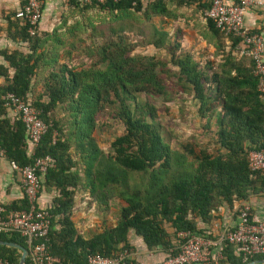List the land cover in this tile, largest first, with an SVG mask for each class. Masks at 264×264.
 <instances>
[{
    "label": "trees",
    "instance_id": "16d2710c",
    "mask_svg": "<svg viewBox=\"0 0 264 264\" xmlns=\"http://www.w3.org/2000/svg\"><path fill=\"white\" fill-rule=\"evenodd\" d=\"M209 1L198 2L195 8L202 14ZM193 3L106 0L100 5L82 4V8L97 7L107 18L101 19L98 36L92 29L101 43L87 48L91 63L79 69L57 63L51 50L61 43L56 29L29 36L16 18L6 16V37L19 50H0L4 62L0 65V149L4 159L19 168L44 155L53 160V166L39 175L38 195L42 190L56 192L46 209V246L54 262L84 264L93 253L128 252L129 230L147 249L158 246L165 254L168 248L173 253L176 232L210 239L197 219L206 222L222 204L230 208L234 201L264 192V173L246 167L249 150H264V105L250 60L232 53L238 38L224 39L204 19L200 36L213 47L215 59L200 64L181 49L179 28L168 33L153 22L157 18L178 21L183 15L177 10ZM146 46L161 49L164 56L133 52ZM39 81L40 90L31 97ZM8 93L36 107L47 126L30 154L21 122L3 106L2 97ZM175 94L191 96L206 125L213 119L214 154L204 148L195 153L189 144L181 152L162 140L147 99L160 96L167 101ZM104 115L122 126L106 154L91 136L94 128H101L96 120ZM78 189L85 190L96 206H105L112 198L122 202L115 223L86 238L80 236L70 219ZM2 207L26 209L25 197ZM0 241L27 252L24 240L15 233L0 234ZM223 253L227 258L229 251L224 248ZM18 257L17 249L0 245V258L17 264ZM23 264H30L27 255Z\"/></svg>",
    "mask_w": 264,
    "mask_h": 264
},
{
    "label": "built area",
    "instance_id": "2783aa9c",
    "mask_svg": "<svg viewBox=\"0 0 264 264\" xmlns=\"http://www.w3.org/2000/svg\"><path fill=\"white\" fill-rule=\"evenodd\" d=\"M106 0H81L82 4L100 5ZM40 0H22L15 12V18L25 27L27 34L36 33L40 18ZM254 4L253 0H210L209 6L202 13L204 19L212 22L213 27L222 34L224 39L229 36L238 38L234 45V53L250 60L252 74L257 77V90L264 89V62L262 59L261 37L257 33L248 32L243 27V12ZM258 4V3H257ZM4 108L17 115L27 137L28 153L37 145L46 130V124L39 118L36 107L24 103L22 100L6 94L2 97ZM4 159L0 149V160ZM12 171L19 173V184L22 195L26 200V209L5 211L0 204V234L15 233L27 245L26 255L30 264H59L54 262L47 252V233L49 229V214L47 210L37 204L40 190L39 175L53 166V160L48 155L32 160L31 164L18 167L12 161H7ZM246 167L249 171L264 173V150H249L246 154ZM235 226L224 232L212 242L189 231L175 233L174 246L167 249V254L159 261L145 262L133 260L128 252L122 250L110 256L98 253L86 257L84 264H217L223 258L219 250H212L219 242L233 247L234 252L242 261L257 255H264V221L253 216L249 207L241 203L236 209ZM0 264L9 262L0 258Z\"/></svg>",
    "mask_w": 264,
    "mask_h": 264
},
{
    "label": "rangeland",
    "instance_id": "374dc122",
    "mask_svg": "<svg viewBox=\"0 0 264 264\" xmlns=\"http://www.w3.org/2000/svg\"><path fill=\"white\" fill-rule=\"evenodd\" d=\"M91 8V9H90ZM77 12V13H76ZM186 21H160L154 19L153 22L164 29L173 31L176 27H185L195 31L199 27V20L203 19V15L196 17L184 14ZM107 18L106 13L99 10L97 7L81 8L74 10L68 14L66 24L62 23L64 28L55 30V33L60 38L56 48L51 49L52 53L56 52L57 63H65L68 66H74V69H79L80 65L91 63L87 56V48L97 47L101 41L98 36V29L101 19ZM186 24V25H185ZM70 27L73 28L70 30ZM93 27V28H92ZM175 27V28H174ZM191 27V28H189ZM201 31V30H200ZM170 32V33H171ZM196 33V31H195ZM194 37V36H193ZM187 42L183 45V50L191 51L192 58L200 64L205 59L213 58V53L203 41L197 44H191V39L187 37ZM195 38V37H194ZM100 42V43H99ZM134 53L143 55H154L156 57H163L164 51L161 49H154L151 46L136 47ZM90 62V63H89ZM85 65V67H87ZM1 83V82H0ZM40 81L33 85L31 89V97L36 96L40 90ZM172 92V91H171ZM147 102L154 108V122L158 125L159 134L162 140L168 144L170 149L183 151L184 146L189 144L196 153L200 148H204L208 153L214 154L217 145L215 143L214 132L216 130L213 119H210L206 125L205 119L201 118L197 112V103L189 95H174L171 100L164 101L160 96L149 97ZM166 102V103H165ZM108 110L106 109V112ZM11 113L10 110H8ZM96 124H100L101 128L93 129L91 136L94 139L97 147L106 154L108 152V144L122 131L120 123L110 118L109 116H100L96 120ZM189 159L190 157L187 156ZM75 216L78 217L83 234L85 237L90 236L93 232H98L101 228L113 225L117 219V213L122 202L116 198H112L105 206H96L90 200L88 194L84 190H76L73 197ZM81 217V218H80ZM170 231V229H167Z\"/></svg>",
    "mask_w": 264,
    "mask_h": 264
},
{
    "label": "crops",
    "instance_id": "0c3cea01",
    "mask_svg": "<svg viewBox=\"0 0 264 264\" xmlns=\"http://www.w3.org/2000/svg\"><path fill=\"white\" fill-rule=\"evenodd\" d=\"M40 1H41L40 18L36 30V33H39L40 35H43L44 33H50L53 29H56L57 31L59 30V28H64L62 26V23L67 25L66 20L68 14L71 13L73 9L78 10L82 8L81 0H40ZM145 1L147 0H142V2ZM207 1L209 0H194L193 4L179 8L177 10V13L183 15L182 17H180L179 21H184L185 19V22H188L195 19L192 18L186 21V18H184L185 13H188L189 16L191 17L193 16L196 18L197 16H201L202 15L201 11L195 8V5L198 2L204 3ZM224 1L231 2L232 0H224ZM253 1L254 4H252L243 12L242 23L245 30L260 35L262 48H263L262 59L264 62V0H253ZM21 2L22 0H0V50L3 49L19 50L18 44L10 41L6 37L5 29L7 26L6 16L10 17V20H13L15 18L14 16L15 12L18 9ZM158 20L167 21L168 19L160 18ZM168 21L175 22L176 20L175 21L168 20ZM17 22L19 21L17 20ZM199 24H200L199 27L195 29L196 33L195 31L192 30L194 28L189 27L191 29H187L186 24H185L186 28L176 27L179 28L182 32L179 41L180 47L183 50L184 48L183 45L187 42L186 36L187 37L189 36V38L191 39L190 41L191 44L192 43L197 44L198 42L200 43V41L202 40L203 43H205L209 47L207 49L211 50V52L214 54V49L211 46V44L207 43L200 36V33H202V31L204 30V18L202 20H199ZM168 29H170V27H168ZM168 29L166 30L168 31V33H170L171 31H169ZM226 44L228 45L227 42ZM24 45L25 42L21 44L22 47H24ZM233 50L234 47L232 48V53H234ZM183 51L188 52V50L185 49ZM188 53H190V55L192 54L191 51ZM213 59H215L214 55L213 58L208 60L211 61ZM2 64H4V62L0 57V65ZM260 93L262 94L261 102L264 105V89ZM11 114H13V112H11ZM19 180H20L19 173L10 170L7 164V160L1 159L0 160V204L1 205L2 204L6 205L7 203L16 199H20L22 197V191L20 189ZM55 194L56 192L54 190H50L49 192H45L44 190H42L37 196L38 206L43 207L45 209L49 208L51 206V199ZM241 203L247 204L250 213L253 216H255L257 219L264 221V192H263L257 195H250L245 201H234L232 202L230 208H228L226 204H222L211 214V217L208 221L202 223L199 222V220L197 219L198 227L201 229H205L209 233L210 240L215 243L217 241V238L220 237V235H222L224 232L232 229L235 226L236 216H237L236 209ZM74 206L75 205L73 204V208L70 216L71 222L73 223L76 232L80 236L86 238L83 235L85 234L84 231H82V229L84 228L81 227L80 222L78 221L80 219H78V217L75 216L76 213L80 214V212H75ZM56 227L57 226L55 225L54 228ZM170 231L167 230L166 232H170ZM92 234H94V232ZM126 245L128 247L129 256L135 261L139 260L145 262H154L161 260L165 256V251L158 246L153 247L152 249H147L143 244V242L141 241L140 237L135 236L131 230H129L126 234ZM224 248L229 251V254H227V258L223 253ZM214 249L219 250L223 256V258L220 259L217 262V264H232L230 262L231 260L236 261V264H264V256L262 255L253 256L251 258L246 259L245 261H242L241 258L238 255H236V253L234 252L233 247L223 242H219L216 247L212 248V250Z\"/></svg>",
    "mask_w": 264,
    "mask_h": 264
},
{
    "label": "water",
    "instance_id": "95a60500",
    "mask_svg": "<svg viewBox=\"0 0 264 264\" xmlns=\"http://www.w3.org/2000/svg\"><path fill=\"white\" fill-rule=\"evenodd\" d=\"M0 245L17 249L19 251V257H18L17 264H23L24 263V259L26 257V250L24 248H22L18 245H15L13 243H10V242H5V241H0Z\"/></svg>",
    "mask_w": 264,
    "mask_h": 264
}]
</instances>
